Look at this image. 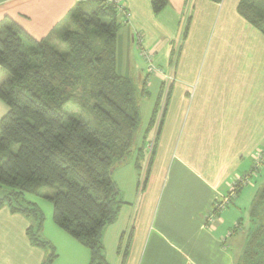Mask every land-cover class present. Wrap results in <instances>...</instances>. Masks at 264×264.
<instances>
[{"label": "crops", "instance_id": "0c3cea01", "mask_svg": "<svg viewBox=\"0 0 264 264\" xmlns=\"http://www.w3.org/2000/svg\"><path fill=\"white\" fill-rule=\"evenodd\" d=\"M94 1L102 0H0V25L12 20L37 41L45 40L78 4ZM117 1L132 15L117 33V72L121 46L129 49V40L136 46V32L143 34L147 49L163 50L166 58L162 68L167 73L152 74L153 79L144 73L146 90L140 96L147 100L140 104L142 119L143 112L147 114L144 129L161 93L162 103L169 89L171 95L146 187L141 183L140 187L135 167L142 133L131 156L114 171L125 204L116 222L104 231L106 254L110 251L107 261L122 264L124 253L119 256L118 248L128 230L126 264H241L250 229L247 209L264 169L255 178L257 183L246 184L229 204L239 207L219 211L216 205L250 173L264 149V35L239 15L241 0H168L159 14L153 12L152 0ZM188 19V35L176 50L173 39H178L182 21ZM127 65L132 77L141 69L131 58ZM170 75L173 81L168 87ZM7 79L0 67V84ZM8 110L0 99V120ZM156 131L148 138L152 147ZM32 225L33 220L12 214L7 207L0 209V264L46 261L49 252L29 238ZM48 231L51 234L44 225L41 236L57 250L54 264L61 260L59 242L64 243L70 264H89L90 252L77 241L53 225Z\"/></svg>", "mask_w": 264, "mask_h": 264}, {"label": "trees", "instance_id": "16d2710c", "mask_svg": "<svg viewBox=\"0 0 264 264\" xmlns=\"http://www.w3.org/2000/svg\"><path fill=\"white\" fill-rule=\"evenodd\" d=\"M167 4L168 0L151 2L155 14ZM238 13L264 35V0H241ZM123 23L116 5L102 0L78 4L65 23L41 41L12 20L0 25V67L8 74L0 84V99L9 109L0 120V193L5 189L0 209L7 207L12 214L33 220L28 230L31 243L49 252L43 264H54L57 254L42 239L44 214L37 204L26 200L28 195L52 203L55 225L89 250V264H109L104 231L116 222L125 204L113 174L116 166L131 156L141 136L139 98L146 90L145 85L140 89L117 73V33ZM189 27L188 19L183 39ZM57 44L66 52H59ZM170 95L171 89L158 119L161 93L142 134L135 167L141 177L143 162L150 157L144 188ZM155 128L149 151L152 143L148 138ZM13 146L19 147L16 154L11 152ZM254 170L253 165L250 176L242 178L247 181L240 184L239 179L226 197L240 194ZM44 189L54 192L48 194ZM249 221L241 264H264V185L253 198ZM125 239L123 234L118 248L119 256L124 253L122 264H126L131 238L126 245Z\"/></svg>", "mask_w": 264, "mask_h": 264}, {"label": "rangeland", "instance_id": "374dc122", "mask_svg": "<svg viewBox=\"0 0 264 264\" xmlns=\"http://www.w3.org/2000/svg\"><path fill=\"white\" fill-rule=\"evenodd\" d=\"M121 5V4H120ZM122 7H124L123 5H122ZM129 11V10H128ZM186 21L184 20V21H182V25H181V29H180V31L177 33V37H178V39H173L174 41H175V44H176V50H177V48H178V46H180L181 45V43H182V40H183V32H184V29H185V26H186ZM120 29H122V27L120 28ZM139 33V32H138ZM141 34V33H140ZM141 36L143 37V34H141ZM151 40H153V39H151ZM162 41V39L159 37V38H157L156 39V44L158 45V49H159V42H161ZM146 43H147V41H146ZM146 44H145V41H143V47L146 49V50H149V49H147V47L145 46ZM56 47H57V50L59 51V52H61V53H64V52H66V50H65V48L62 46V48H60V45L58 44V45H56ZM150 51V50H149ZM154 54H155V57H154V59H153V61H154V66L156 67V68H158V69H160L161 70V73H157V72H154V73H149L148 72V66H147V63H146V61L141 57V55H140V51H139V49H138V47L137 46H135L134 44L132 45L131 44V42H130V40H129V49H127V46H125V45H123V46H121V51H120V53H119V56H118V63H119V65H118V74L121 76V77H123V78H128V79H130V80H132L135 84H137V86L140 88V89H142V87H143V84H144V82H143V80H144V73L146 72L147 74H149V75H151V77L150 78H154L155 77V75H153L152 76V74H162V72L163 73H167V71L166 70H164L162 67H164L165 68V64H166V58H165V54H164V51L163 50H158V53H157V51H156V53L155 52H153ZM132 54H133V56H132ZM177 57V56H176ZM130 58L132 59V60H134L135 61V63L137 64V66H139L140 65V68L141 69H139V71L137 72V75H134L133 77L131 76L132 74H133V72L132 71H130V67H128V65H127V62L128 61H130ZM176 58L174 57V60H175ZM144 69H145V71H144ZM141 77V79H139ZM151 79V80H152ZM166 85H167V83H166ZM166 88V87H165ZM139 101H140V104H142V103H144V101H147L146 99H143V98H140L139 99ZM163 108H164V102L163 103H160V109H159V118L158 119H160V117H161V114H162V111H163ZM143 116H144V118L142 119V134H143V132L145 131V121H144V119H145V117L147 116V114L145 113V115H144V112H143ZM141 142V136L139 137V140L137 141V144L138 143H140ZM149 149L151 150L152 149V144H150L149 145ZM18 150H19V147L18 146H13L12 147V149H11V152L12 153H14V154H16L17 152H18ZM143 166H144V169H143V171L141 172V177H139V182L142 184V180H143V177H144V173H145V170H146V160L143 162ZM264 169V161H263V163H261V165H260V168L258 169V171H257V173L252 177V178H250V181L249 182H247L246 184H251L252 182V180H256L255 178L257 177V175L259 176L260 175V173L262 172V170ZM247 176H250V174H248ZM258 180H259V182L257 183V180H256V182L254 183V184H256V185H253V187H256L255 188V191L257 192L263 185H264V173H261V177L260 178H258ZM141 184H140V187H141ZM240 184H241V182H240ZM246 184L245 185H243L242 186V188L244 187V186H246ZM140 189V188H139ZM4 191H5V189H1V193H0V195H2V194H4ZM250 191V190H249ZM248 191V192H249ZM44 192L45 193H48V194H52L54 191L53 190H50V189H44ZM244 192V190L242 191L241 190V192H240V194H242ZM245 192H247V190L245 191ZM255 194V193H254ZM252 196V195H251ZM250 196V197H251ZM26 200L27 201H29V202H32V203H35V204H37V206L41 209V211L43 212V214H44V225H45V227H46V229H47V234L48 233H50V231H48V227H49V225H53L54 227H57L56 225H55V223H54V221H53V205H52V203L50 202V201H48V200H45V199H42V198H38V197H33V196H26ZM221 200V199H220ZM222 201V200H221ZM247 201V200H246ZM220 202V201H219ZM252 202V201H251ZM248 203H249V199H248ZM236 203H234V205H232V206H229L230 208L229 209H234V208H237V207H239V205H235ZM240 204H241V206H243L242 205V203L240 202ZM218 206L219 205H217V208L216 209H219L218 208ZM247 210H249V209H247ZM244 212H242L241 213V219L245 222V213L243 214ZM58 229H60L59 227H57ZM60 231L62 232V233H64V235H67L69 238H71L68 234H66L63 230H61L60 229ZM51 234V233H50ZM129 234V232H128V230H127V232H126V235H128ZM66 236V237H67ZM71 239H73V238H71ZM78 244V243H77ZM76 244V245H77ZM80 245V244H79ZM126 245V244H125ZM53 246V245H52ZM58 246H59V254L61 255V260L59 261V263H57V264H70V259H67V257H66V254L64 253V243H61V242H59V244H58ZM81 247H83L82 245H80ZM77 247V246H76ZM83 250L85 249L86 250V253L87 252H89V250L88 249H86L85 247L84 248H82ZM83 250H81L82 252H83ZM55 252H56V254L58 255V253H57V250H56V248H55ZM90 254V253H89ZM110 254V251H109V249H107V254L106 255H109ZM87 257V256H86ZM109 261V260H108ZM109 263V262H108Z\"/></svg>", "mask_w": 264, "mask_h": 264}, {"label": "built area", "instance_id": "2783aa9c", "mask_svg": "<svg viewBox=\"0 0 264 264\" xmlns=\"http://www.w3.org/2000/svg\"><path fill=\"white\" fill-rule=\"evenodd\" d=\"M110 4H114L117 7V10L119 12V14L122 15V19L124 21V23H129L131 21L132 15L131 13L126 10L124 7H122V5H120L119 1L117 0H108ZM134 42L136 44V46L138 47L139 51H140V55L141 57L146 61L147 66H148V72L149 73H161V70L156 68L154 66V57L155 54L149 50H146L143 47V37L141 36L140 33L136 32L135 36H134ZM167 81H168V87H170V83L173 81V76L170 75L167 77ZM264 161V155H263V151H260L254 161V168L256 170L255 174L257 173L258 169L260 168L261 163H263ZM254 170V171H255ZM254 176V175H253ZM247 180H240V182L245 183ZM233 190V189H232ZM234 196V193H231V195L229 197H225L222 198L221 200L218 201V208L219 209H223L226 205H229L230 201H231V197Z\"/></svg>", "mask_w": 264, "mask_h": 264}]
</instances>
